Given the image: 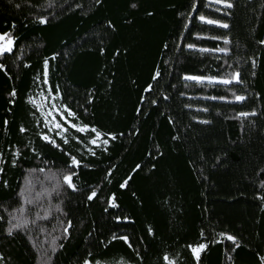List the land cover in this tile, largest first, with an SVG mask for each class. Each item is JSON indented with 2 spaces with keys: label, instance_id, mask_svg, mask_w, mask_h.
<instances>
[{
  "label": "trees",
  "instance_id": "trees-1",
  "mask_svg": "<svg viewBox=\"0 0 264 264\" xmlns=\"http://www.w3.org/2000/svg\"><path fill=\"white\" fill-rule=\"evenodd\" d=\"M0 33V264H264V0H0Z\"/></svg>",
  "mask_w": 264,
  "mask_h": 264
},
{
  "label": "rangeland",
  "instance_id": "rangeland-1",
  "mask_svg": "<svg viewBox=\"0 0 264 264\" xmlns=\"http://www.w3.org/2000/svg\"><path fill=\"white\" fill-rule=\"evenodd\" d=\"M12 47H13V39L10 36V34L9 33H0V55L3 54L4 52L10 51L12 49ZM198 80H209V79L199 78ZM49 179L50 178L48 176L45 177V180H49ZM66 182L69 183V181H66ZM29 184H33V182L29 181ZM43 189H44V187H41L40 192L36 194V199H38V198L40 199V197H41L40 193H42L43 195L47 194V192L43 191ZM28 193L31 195V192H28ZM43 216L45 217V216H47V214H44Z\"/></svg>",
  "mask_w": 264,
  "mask_h": 264
},
{
  "label": "snow or ice",
  "instance_id": "snow-or-ice-1",
  "mask_svg": "<svg viewBox=\"0 0 264 264\" xmlns=\"http://www.w3.org/2000/svg\"><path fill=\"white\" fill-rule=\"evenodd\" d=\"M134 6V5H133ZM41 22L43 23L44 21L43 20H41ZM225 27H226V25H225ZM192 79H199V78H195V77H193ZM226 83H227V81H226ZM13 95H14V93H13ZM237 99L238 100H242L243 99V97H237ZM243 115V114H242ZM81 131H83V129H81ZM93 131H95L94 129H93ZM97 136H99V133H97ZM45 139H47V137H45ZM93 142H95V141H93ZM73 163H76V161H75V159H73ZM70 177H65V180L66 181H69V183H70ZM122 187H123V185H122ZM93 195H95V193H93ZM89 199H91V197H89ZM10 232H11V229L9 230ZM229 239H233L232 237H229ZM205 246L204 245H200L199 246V248H194L193 249V252L194 253H196L197 255L199 254V251H201V250H203V248H204Z\"/></svg>",
  "mask_w": 264,
  "mask_h": 264
}]
</instances>
